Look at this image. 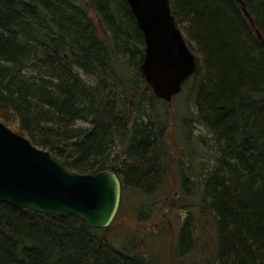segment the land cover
<instances>
[{
	"label": "trees",
	"instance_id": "1",
	"mask_svg": "<svg viewBox=\"0 0 264 264\" xmlns=\"http://www.w3.org/2000/svg\"><path fill=\"white\" fill-rule=\"evenodd\" d=\"M169 1L197 57L194 106L215 148L203 198L182 209L175 241L165 227L109 240L75 215L0 202V264H194L190 245L205 264H264V45L237 0ZM241 1L264 39V0ZM143 54L126 0H0V122L71 172H116L117 215L126 198H155L166 174L169 106L147 88ZM162 231L159 249L150 239Z\"/></svg>",
	"mask_w": 264,
	"mask_h": 264
},
{
	"label": "water",
	"instance_id": "2",
	"mask_svg": "<svg viewBox=\"0 0 264 264\" xmlns=\"http://www.w3.org/2000/svg\"><path fill=\"white\" fill-rule=\"evenodd\" d=\"M259 41L241 0H237ZM144 41L139 71L153 95L171 104L198 67L172 15L169 0H126ZM0 202L59 217L75 215L86 226L106 229L121 203L116 172L80 174L66 169L50 151L37 148L0 122Z\"/></svg>",
	"mask_w": 264,
	"mask_h": 264
},
{
	"label": "rangeland",
	"instance_id": "3",
	"mask_svg": "<svg viewBox=\"0 0 264 264\" xmlns=\"http://www.w3.org/2000/svg\"><path fill=\"white\" fill-rule=\"evenodd\" d=\"M91 18H94L93 14ZM107 31H102V35L104 34L106 37H109L107 34L109 33L112 36L111 42L113 41V35L111 31ZM123 59L127 63L131 58L124 57ZM41 60L42 58L39 59V61ZM110 70L113 73V68H110ZM38 72L39 68L37 66L24 70L25 76L36 77L39 74ZM117 85L121 88L119 83ZM196 87L197 77L189 79L183 86L182 92L173 98L168 109L169 128L167 130V137L165 138L168 147V159L165 164L166 174L164 184L160 190L155 192V198L151 197L152 195L145 200L136 198L134 204L130 202V198L125 199L121 212L116 216L106 232V237L109 240L115 234L119 239L125 233L133 234V232L139 231L140 235L144 232V235L151 237V232L160 231L161 228L165 227L170 233V237L168 236L169 240L175 241L176 230H178L185 219L182 209L187 208L194 199L199 201V196L203 198V183L215 167L213 160L215 148L211 136L197 121V113L194 106ZM119 93L123 99H126L131 104L123 90L122 92L120 90ZM6 126L11 131L17 132V122ZM186 177L188 180L183 184ZM139 202H144L146 205H141L137 210ZM158 235L154 237V240L151 238L150 241H157L155 247L160 249V244L163 239L166 240L167 235L163 231ZM194 235L198 239L200 237V230L196 229ZM143 245L146 246L147 242ZM151 245H154V243H150V248L153 249ZM191 248L190 245L184 253L187 260L194 264H205L208 252L203 250L200 253L189 256ZM174 255L173 252L170 253L168 251L166 255L167 260L171 258L176 260ZM213 264H216V262Z\"/></svg>",
	"mask_w": 264,
	"mask_h": 264
}]
</instances>
